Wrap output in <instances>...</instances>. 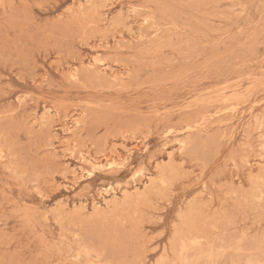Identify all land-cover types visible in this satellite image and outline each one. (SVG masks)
Listing matches in <instances>:
<instances>
[{"label":"rangeland","instance_id":"1","mask_svg":"<svg viewBox=\"0 0 264 264\" xmlns=\"http://www.w3.org/2000/svg\"><path fill=\"white\" fill-rule=\"evenodd\" d=\"M0 264H264V0H0Z\"/></svg>","mask_w":264,"mask_h":264},{"label":"bare ground","instance_id":"2","mask_svg":"<svg viewBox=\"0 0 264 264\" xmlns=\"http://www.w3.org/2000/svg\"><path fill=\"white\" fill-rule=\"evenodd\" d=\"M147 23V22H146ZM149 25V23H147ZM228 254V253H227Z\"/></svg>","mask_w":264,"mask_h":264}]
</instances>
